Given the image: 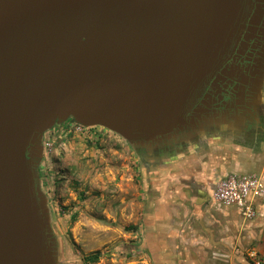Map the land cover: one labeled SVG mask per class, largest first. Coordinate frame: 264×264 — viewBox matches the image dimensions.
Returning <instances> with one entry per match:
<instances>
[{"label":"water","instance_id":"water-1","mask_svg":"<svg viewBox=\"0 0 264 264\" xmlns=\"http://www.w3.org/2000/svg\"><path fill=\"white\" fill-rule=\"evenodd\" d=\"M254 1L0 0V264H59L44 134L73 119L149 147L196 126Z\"/></svg>","mask_w":264,"mask_h":264},{"label":"rangeland","instance_id":"rangeland-1","mask_svg":"<svg viewBox=\"0 0 264 264\" xmlns=\"http://www.w3.org/2000/svg\"><path fill=\"white\" fill-rule=\"evenodd\" d=\"M224 140L226 145H220ZM212 141L197 152L178 156L179 160L159 163L139 157L128 141L103 127L78 132V127L64 122L49 131L42 142L39 177L59 243V264H86L84 257L97 252L100 260L95 264H163L161 257L147 251L144 225L169 180L204 168L209 174L215 156L222 157L229 168L226 173L264 175V132L245 141L223 137ZM254 224L258 229L250 241L239 235L231 242V252L214 247L197 257L199 264H253L251 251L264 261V250L256 248L264 237V216Z\"/></svg>","mask_w":264,"mask_h":264},{"label":"flooded vegetation","instance_id":"flooded-vegetation-1","mask_svg":"<svg viewBox=\"0 0 264 264\" xmlns=\"http://www.w3.org/2000/svg\"><path fill=\"white\" fill-rule=\"evenodd\" d=\"M242 22L244 33L196 97L190 113L196 126L178 130L172 139L149 147L131 145L139 157L159 163L179 160L178 156L191 150L206 148L213 138L245 141L264 132V0L254 1ZM65 123L78 125L73 119Z\"/></svg>","mask_w":264,"mask_h":264},{"label":"crops","instance_id":"crops-1","mask_svg":"<svg viewBox=\"0 0 264 264\" xmlns=\"http://www.w3.org/2000/svg\"><path fill=\"white\" fill-rule=\"evenodd\" d=\"M213 144L219 145L212 141ZM220 145L225 146L226 141ZM219 149L225 150L220 146ZM203 170L206 169L194 171L175 181L169 180V190L166 189L164 195L150 207V219L144 225L148 240L146 247L150 254L161 257L163 264H199L198 256L207 255L214 247L231 252L234 238L240 235L248 242L249 237H254L253 231L258 229L255 221L245 222L244 225L236 210L219 213L212 205L215 181L234 173H226L229 168L224 167L222 157H212V171L209 174ZM258 241L261 242L256 248L261 253L264 250V237Z\"/></svg>","mask_w":264,"mask_h":264},{"label":"built area","instance_id":"built-area-1","mask_svg":"<svg viewBox=\"0 0 264 264\" xmlns=\"http://www.w3.org/2000/svg\"><path fill=\"white\" fill-rule=\"evenodd\" d=\"M77 126L78 132L87 129L82 125ZM211 202L219 212L236 210L242 220L247 223L255 221L258 216L263 217L264 175L233 173L218 178L214 183ZM248 257L253 264H264L256 251L249 252Z\"/></svg>","mask_w":264,"mask_h":264},{"label":"trees","instance_id":"trees-1","mask_svg":"<svg viewBox=\"0 0 264 264\" xmlns=\"http://www.w3.org/2000/svg\"><path fill=\"white\" fill-rule=\"evenodd\" d=\"M137 148H139V146L137 145L136 146ZM141 147V146H140ZM143 148H145V147H143ZM41 163V161L39 162V164ZM220 178H222V177H220ZM214 189V188H213ZM212 194H213V190H212ZM132 229H136V227H133ZM55 233V232H54ZM58 242V241H57ZM58 245H59V243H58ZM128 249H130L131 250V248H128ZM134 250H135V248H134ZM99 260H100V253L99 252H97V253H94V254H92V255H90V256H86V257H84V262L86 263V264H95V263H98L99 262Z\"/></svg>","mask_w":264,"mask_h":264},{"label":"bare ground","instance_id":"bare-ground-1","mask_svg":"<svg viewBox=\"0 0 264 264\" xmlns=\"http://www.w3.org/2000/svg\"><path fill=\"white\" fill-rule=\"evenodd\" d=\"M64 122H62V123H57L52 129H54L57 125H59V124H63ZM78 125H80V124H78ZM75 127H78L77 125H75ZM79 128V127H78ZM86 128H88V127H86ZM90 128H93V127H90ZM51 129V130H52ZM51 130H49V131H51ZM48 131V132H49ZM48 132H46L45 134H44V136L48 133ZM44 138V137H43Z\"/></svg>","mask_w":264,"mask_h":264}]
</instances>
